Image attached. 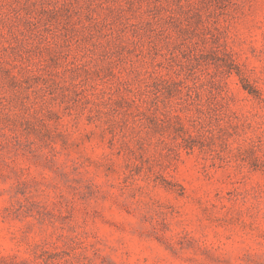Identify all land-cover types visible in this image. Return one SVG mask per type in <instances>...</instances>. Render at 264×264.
Instances as JSON below:
<instances>
[{
    "label": "rangeland",
    "instance_id": "374dc122",
    "mask_svg": "<svg viewBox=\"0 0 264 264\" xmlns=\"http://www.w3.org/2000/svg\"><path fill=\"white\" fill-rule=\"evenodd\" d=\"M0 264H264V0H0Z\"/></svg>",
    "mask_w": 264,
    "mask_h": 264
}]
</instances>
